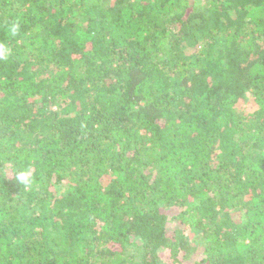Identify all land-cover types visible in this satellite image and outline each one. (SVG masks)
<instances>
[{
    "label": "trees",
    "instance_id": "16d2710c",
    "mask_svg": "<svg viewBox=\"0 0 264 264\" xmlns=\"http://www.w3.org/2000/svg\"><path fill=\"white\" fill-rule=\"evenodd\" d=\"M0 45V264H264V0H0Z\"/></svg>",
    "mask_w": 264,
    "mask_h": 264
},
{
    "label": "clouds",
    "instance_id": "9594fccd",
    "mask_svg": "<svg viewBox=\"0 0 264 264\" xmlns=\"http://www.w3.org/2000/svg\"><path fill=\"white\" fill-rule=\"evenodd\" d=\"M8 51H9V50H8V48H7L6 45H0V57L6 59L7 56H8ZM22 178H24L26 182H29V181H28V177L24 176V177H22Z\"/></svg>",
    "mask_w": 264,
    "mask_h": 264
},
{
    "label": "rangeland",
    "instance_id": "374dc122",
    "mask_svg": "<svg viewBox=\"0 0 264 264\" xmlns=\"http://www.w3.org/2000/svg\"><path fill=\"white\" fill-rule=\"evenodd\" d=\"M247 105H248V103H246V104L244 105V107L247 106ZM192 262H193V257H191V258H189V259L187 260V263H188V264H192Z\"/></svg>",
    "mask_w": 264,
    "mask_h": 264
}]
</instances>
